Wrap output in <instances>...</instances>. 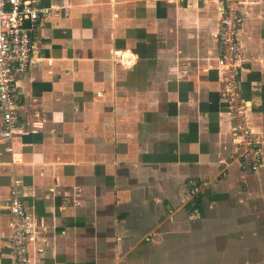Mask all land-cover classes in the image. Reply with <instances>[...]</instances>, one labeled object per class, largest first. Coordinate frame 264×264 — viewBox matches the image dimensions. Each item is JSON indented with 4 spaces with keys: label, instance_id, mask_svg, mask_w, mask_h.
Wrapping results in <instances>:
<instances>
[{
    "label": "crops",
    "instance_id": "crops-1",
    "mask_svg": "<svg viewBox=\"0 0 264 264\" xmlns=\"http://www.w3.org/2000/svg\"><path fill=\"white\" fill-rule=\"evenodd\" d=\"M33 2L52 13L15 83L18 132L0 141V264H14L15 180L32 264H264V0H242L239 33L256 174L237 160L218 5ZM197 182L207 188L191 202Z\"/></svg>",
    "mask_w": 264,
    "mask_h": 264
},
{
    "label": "built area",
    "instance_id": "built-area-1",
    "mask_svg": "<svg viewBox=\"0 0 264 264\" xmlns=\"http://www.w3.org/2000/svg\"><path fill=\"white\" fill-rule=\"evenodd\" d=\"M218 5L223 12L216 36L219 48L217 66L224 80V98L232 123L233 142L238 150L237 160L244 173L256 174L262 164V149L253 139V130L245 116L246 106L241 98L238 72L244 63V48L239 41L243 21L242 0H189ZM52 12L37 7L33 0H0V112L3 125L0 141L9 143L17 134L16 80L29 69L35 54L33 33L40 20ZM12 162L16 156L11 154ZM207 184L195 183L188 190V200L204 194ZM6 208L10 214L14 264H32L28 246L33 241L32 226L27 221L20 182L13 181Z\"/></svg>",
    "mask_w": 264,
    "mask_h": 264
}]
</instances>
